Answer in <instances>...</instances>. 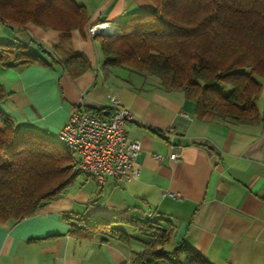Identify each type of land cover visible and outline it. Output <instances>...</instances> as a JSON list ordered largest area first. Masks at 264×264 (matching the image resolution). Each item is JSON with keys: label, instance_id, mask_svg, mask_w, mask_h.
<instances>
[{"label": "crops", "instance_id": "0c3cea01", "mask_svg": "<svg viewBox=\"0 0 264 264\" xmlns=\"http://www.w3.org/2000/svg\"><path fill=\"white\" fill-rule=\"evenodd\" d=\"M75 1L86 8L88 25H121L153 9L150 0ZM0 41L28 45L48 62L0 69L8 92L0 107L19 129L57 139L73 106L99 110L112 93L131 114L128 137L141 144L133 164L138 173L128 182L82 175L35 215L0 222V264H133L143 241L81 237L71 231L69 217L86 216H162L174 224L171 247L182 241L211 264H264L263 125L198 119L194 102L156 76L104 68L98 40L86 27L71 32V50L89 62L74 78L40 51L60 42L58 30L0 21ZM173 152L177 159L170 158Z\"/></svg>", "mask_w": 264, "mask_h": 264}, {"label": "trees", "instance_id": "16d2710c", "mask_svg": "<svg viewBox=\"0 0 264 264\" xmlns=\"http://www.w3.org/2000/svg\"><path fill=\"white\" fill-rule=\"evenodd\" d=\"M150 1L151 11L132 15L113 34L93 37L102 66L156 76L194 102L198 119L264 126V0ZM0 21L58 30L60 42L50 51L40 48L42 54L73 78L89 67L70 46L72 30L84 32L89 23L86 8L75 0H0ZM26 64L48 62L28 45L0 41V69ZM7 95L0 84V103ZM75 177L70 154L57 139L19 129L0 107V222L35 215ZM69 219L81 237L101 234L126 245L144 237L143 250L132 253L133 264H211L182 241L171 247L174 224L162 216Z\"/></svg>", "mask_w": 264, "mask_h": 264}, {"label": "built area", "instance_id": "2783aa9c", "mask_svg": "<svg viewBox=\"0 0 264 264\" xmlns=\"http://www.w3.org/2000/svg\"><path fill=\"white\" fill-rule=\"evenodd\" d=\"M119 29L118 24L100 21L88 25L86 32L94 37ZM102 109L104 112L99 115L72 109L57 140L69 152L74 174L91 177L99 183L107 179L126 183L138 173L133 164L141 144L128 137L124 126L131 114L115 94L109 95V103ZM178 156L177 152L170 154L171 159Z\"/></svg>", "mask_w": 264, "mask_h": 264}, {"label": "rangeland", "instance_id": "374dc122", "mask_svg": "<svg viewBox=\"0 0 264 264\" xmlns=\"http://www.w3.org/2000/svg\"><path fill=\"white\" fill-rule=\"evenodd\" d=\"M125 21H126V19H124L123 21H121V24L124 23ZM95 23H96V22H95ZM86 31H87V27H86ZM86 33H87V32H86ZM263 91H264V90H263ZM261 103H262V98L259 99V101H258V105L260 106ZM82 177H83L82 175H76V177H75L76 180H75V181H80ZM124 229L127 230L126 228H124ZM140 239L143 240V241L146 240L144 237H140Z\"/></svg>", "mask_w": 264, "mask_h": 264}, {"label": "water", "instance_id": "95a60500", "mask_svg": "<svg viewBox=\"0 0 264 264\" xmlns=\"http://www.w3.org/2000/svg\"><path fill=\"white\" fill-rule=\"evenodd\" d=\"M116 31L112 30L108 33V35L115 33Z\"/></svg>", "mask_w": 264, "mask_h": 264}]
</instances>
